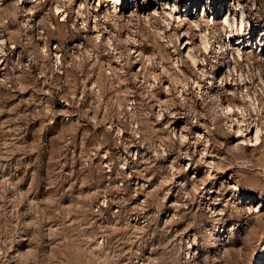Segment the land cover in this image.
<instances>
[{
  "label": "rangeland",
  "instance_id": "rangeland-1",
  "mask_svg": "<svg viewBox=\"0 0 264 264\" xmlns=\"http://www.w3.org/2000/svg\"><path fill=\"white\" fill-rule=\"evenodd\" d=\"M166 1L0 0V264H264V121L231 147L176 20L238 0Z\"/></svg>",
  "mask_w": 264,
  "mask_h": 264
},
{
  "label": "built area",
  "instance_id": "built-area-1",
  "mask_svg": "<svg viewBox=\"0 0 264 264\" xmlns=\"http://www.w3.org/2000/svg\"><path fill=\"white\" fill-rule=\"evenodd\" d=\"M252 4V9L233 1L219 5L220 15L233 12L239 20L235 18L217 31L210 49L223 102L232 105L233 121L244 119L245 126L264 121V22L253 11L255 0Z\"/></svg>",
  "mask_w": 264,
  "mask_h": 264
},
{
  "label": "bare ground",
  "instance_id": "bare-ground-1",
  "mask_svg": "<svg viewBox=\"0 0 264 264\" xmlns=\"http://www.w3.org/2000/svg\"><path fill=\"white\" fill-rule=\"evenodd\" d=\"M113 2H115V3H117L119 0H112ZM165 1V2H164ZM160 2H161V4H163V3H169L170 4V2H168V1H166V0H160ZM238 4L241 6L242 5V2L240 1V0H238ZM171 5V7L173 8V9H176V8H178L179 7V5H178V2L177 1H175V3L172 5V4H170ZM178 5V6H177ZM60 4H57V6H56V8L57 9H60ZM167 7H165L163 10H165ZM211 5L209 4V2L207 1V3H205V5L203 6V9H202V11H200V13L202 14V16H204L203 18H205L206 17V20H210L211 22H213V21H215V19L216 20H218L219 22H220V29L221 28H224L225 27V25L226 24H228V23H230L232 20H234L235 18L237 19V20H239V17L238 16H236L233 12H230L229 14H227L226 16H225V14H226V12H224V13H222L221 15H219L218 17H220V19H218L216 16H210V10H211ZM155 11V10H154ZM190 9L189 8H187V10L185 11V12H187V15H190ZM160 13L158 10H156L155 11V13ZM166 12V11H165ZM169 12V11H168ZM168 12H166V13H168ZM171 12V11H170ZM174 12V11H173ZM165 13V14H166ZM170 14V13H169ZM244 14H245V11L244 10H242V12H241V15L242 16H244ZM166 16V15H165ZM164 16V17H165ZM179 16V15H178ZM177 16V17H178ZM184 16V15H183ZM208 16H209V18H208ZM167 17V16H166ZM179 18H181L180 16L178 17V19H176L177 20V22L179 23V26L181 25V27H182V29H183V32H182V39H185V41H183V46H182V48L186 51V54L188 55V58L190 59V61L192 62V64H193V66L194 65H197L198 64V59H199V57H198V55H197V53H196V47H197V45L196 44H194V42H192L191 41V39H190V35H192L191 33L192 32H194V31H196L197 32V34L199 35V37H200V42H199V46L201 47V48H203V50H205L206 51V53H209L210 52V49L212 48V46H213V40L210 38V35H209V31L208 32H206L205 31V28L204 27H202V23H201V21L200 20H198L196 17H190V19H189V22L188 23H190L188 26H187V28H185L184 29V24H182L183 23V21H182V18L181 19H179ZM184 18H187V17H184ZM180 20L182 21V23L180 24ZM205 20V19H204ZM130 21V20H129ZM175 21V20H174ZM96 22V21H95ZM170 22V21H169ZM172 22V21H171ZM177 22H176V24H177ZM207 22V21H206ZM170 24V23H169ZM174 24V23H173ZM168 25V24H167ZM97 26V25H96ZM96 26H94V27H96ZM168 27V26H167ZM185 27H186V25H185ZM95 29V28H94ZM219 29V30H220ZM218 30V31H219ZM98 33V32H97ZM174 33V32H173ZM180 34H178V35H180ZM97 36H100V34L98 33L97 34ZM109 37H107V42H106V46H107V48H113V47H115L114 46V41H113V36H111V35H108ZM129 37V36H128ZM133 37V36H132ZM131 36H130V38H132ZM163 37V36H162ZM177 37V36H176ZM127 38V37H126ZM134 39V38H133ZM127 40V39H126ZM137 40V39H136ZM178 40V39H177ZM134 42V41H133ZM167 42V41H166ZM177 42V41H176ZM172 44V43H171ZM172 46H173V44H172ZM198 46V47H199ZM107 50V49H106ZM206 63V60L204 61V63L203 64H205ZM180 69V68H179ZM210 82H212L213 83V85H214V83H215V81H213V80H211ZM197 83V82H196ZM195 83V84H196ZM200 87V86H199ZM214 87V86H213ZM220 89H219V87L217 86V89L214 91V95H215V97L219 100V102H220V104H221V115H220V117H223L224 119H227V120H229V122L230 123H228V124H226L227 123V121L226 120H224V119H222V121H226V131H228L231 135H232V137H234L235 138V140H236V142L235 143H233V145H231V147H233L234 149H236L237 151L239 150H241V151H243V152H246V148H247V145H251V146H256V145H259V144H261V142H262V127L259 125V123H257L256 125H254V126H250V125H247V126H245L244 124H243V121H244V119L242 120V119H240V118H237V121H233L234 119H233V115L231 114V108H232V105L230 104V103H228V104H225L224 102H223V99H222V96L220 95V91H219ZM181 96H183V94H180ZM224 124V123H223ZM235 124L237 125V128H235ZM185 126V125H184ZM244 127H247L248 129H249V131H247V129H245ZM185 127H181L180 129H179V136H180V139H183V140H186V138H187V134H186V132H185V129H184ZM176 131V130H175ZM228 135V134H227ZM198 136H200V137H205V138H207V140H206V142H207V144L206 145H204V146H206L205 147V149H204V151H202L201 153V161L200 162H203V163H205V166L207 167V169H208V171H209V173L210 174H213L214 172H215V170H218V169H220L221 168V165H220V163L218 162H216L214 159L215 158H213L212 157V160H209L208 159V155H207V152H208V143L210 142L209 140V138L208 137H206V135L205 134H202V133H198ZM182 140V141H183ZM210 147V146H209ZM188 155H190V153L188 152L187 153V155L186 156H188ZM243 155V154H242ZM212 156V155H211ZM244 157V156H243ZM187 160H188V163H187V166H188V164H190V160H191V157H188L187 158ZM174 166V165H173ZM227 166V165H226ZM230 166V165H229ZM225 167V166H224ZM223 168V167H222ZM225 168H227V167H225ZM229 168V167H228ZM224 169V168H223ZM220 171V170H219ZM216 173V172H215ZM218 173V172H217ZM209 174V175H210ZM228 180V179H227ZM228 184V183H227ZM235 184V183H234ZM232 185V184H231ZM236 185V184H235ZM235 188H237V186H235ZM260 209H259V207L258 208H256L255 209V211H259Z\"/></svg>",
  "mask_w": 264,
  "mask_h": 264
}]
</instances>
